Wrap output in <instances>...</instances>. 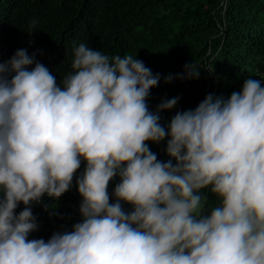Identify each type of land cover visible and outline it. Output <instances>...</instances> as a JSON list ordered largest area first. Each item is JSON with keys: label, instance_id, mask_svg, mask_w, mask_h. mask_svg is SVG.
<instances>
[{"label": "clouds", "instance_id": "1", "mask_svg": "<svg viewBox=\"0 0 264 264\" xmlns=\"http://www.w3.org/2000/svg\"><path fill=\"white\" fill-rule=\"evenodd\" d=\"M35 57L20 48L0 63V264H264V80L209 93L163 126L180 98L150 111L161 74L136 55L80 43L59 84ZM200 72L190 62L164 82ZM166 137L175 163L147 143ZM74 177L82 219L29 239L32 203L57 200ZM203 189L218 200L207 213Z\"/></svg>", "mask_w": 264, "mask_h": 264}, {"label": "trees", "instance_id": "2", "mask_svg": "<svg viewBox=\"0 0 264 264\" xmlns=\"http://www.w3.org/2000/svg\"><path fill=\"white\" fill-rule=\"evenodd\" d=\"M32 20L37 23L31 25ZM80 43L110 58L136 55L160 73L147 104L155 111L162 99L180 98L172 110L160 113V123L167 126L176 111L194 109L209 93L230 96L245 78L257 79L264 70V0H0V63L25 48L29 55L36 53V61L59 84L73 71V49ZM190 62L201 70L198 79L164 82V76L183 72ZM166 141L147 143L158 160L175 163L165 151ZM118 182V176L109 182L110 202ZM201 191L208 198L207 213L218 200L207 189ZM81 199L74 177L57 200L45 195L32 203L38 228L29 239L47 241L56 231L71 230L82 219ZM122 206L131 210L127 203ZM24 207L21 203L15 211Z\"/></svg>", "mask_w": 264, "mask_h": 264}, {"label": "built area", "instance_id": "3", "mask_svg": "<svg viewBox=\"0 0 264 264\" xmlns=\"http://www.w3.org/2000/svg\"><path fill=\"white\" fill-rule=\"evenodd\" d=\"M257 79H262V80H264V71H261V72L259 73ZM261 84H262V86H264V81H261Z\"/></svg>", "mask_w": 264, "mask_h": 264}]
</instances>
